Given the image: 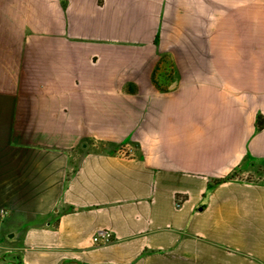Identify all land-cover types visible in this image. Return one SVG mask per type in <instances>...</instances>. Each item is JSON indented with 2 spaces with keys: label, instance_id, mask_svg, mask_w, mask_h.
Masks as SVG:
<instances>
[{
  "label": "crops",
  "instance_id": "crops-1",
  "mask_svg": "<svg viewBox=\"0 0 264 264\" xmlns=\"http://www.w3.org/2000/svg\"><path fill=\"white\" fill-rule=\"evenodd\" d=\"M263 165L264 0H0V264H264Z\"/></svg>",
  "mask_w": 264,
  "mask_h": 264
},
{
  "label": "rangeland",
  "instance_id": "rangeland-1",
  "mask_svg": "<svg viewBox=\"0 0 264 264\" xmlns=\"http://www.w3.org/2000/svg\"><path fill=\"white\" fill-rule=\"evenodd\" d=\"M240 178H244L247 180H252V181H264V165L261 166L260 170L258 172H241L238 174ZM6 245H3V247H0V251L4 253L5 250H8L6 248Z\"/></svg>",
  "mask_w": 264,
  "mask_h": 264
},
{
  "label": "trees",
  "instance_id": "trees-1",
  "mask_svg": "<svg viewBox=\"0 0 264 264\" xmlns=\"http://www.w3.org/2000/svg\"><path fill=\"white\" fill-rule=\"evenodd\" d=\"M258 127L259 128H262L263 127V120L260 117H258ZM239 173L237 172H234L233 174L227 176V177H224V178H219V179H215L214 181H212L208 187V189H212L214 186H216L217 184L223 182V181H227V180H230V179H236V178H239Z\"/></svg>",
  "mask_w": 264,
  "mask_h": 264
},
{
  "label": "built area",
  "instance_id": "built-area-1",
  "mask_svg": "<svg viewBox=\"0 0 264 264\" xmlns=\"http://www.w3.org/2000/svg\"><path fill=\"white\" fill-rule=\"evenodd\" d=\"M129 151H130L129 148H124L123 153L125 155H127L129 153ZM180 204H181V200L178 201L177 205L180 206ZM110 236H111V233H109V232H103L102 231L98 235H96V237L94 238V240L95 241H98L99 238H105L106 240H108L110 238Z\"/></svg>",
  "mask_w": 264,
  "mask_h": 264
},
{
  "label": "water",
  "instance_id": "water-1",
  "mask_svg": "<svg viewBox=\"0 0 264 264\" xmlns=\"http://www.w3.org/2000/svg\"><path fill=\"white\" fill-rule=\"evenodd\" d=\"M7 237H8V238H12V234H9Z\"/></svg>",
  "mask_w": 264,
  "mask_h": 264
}]
</instances>
